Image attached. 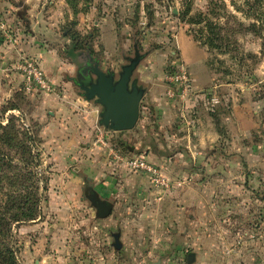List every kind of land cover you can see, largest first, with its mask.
<instances>
[{
    "label": "rangeland",
    "instance_id": "rangeland-1",
    "mask_svg": "<svg viewBox=\"0 0 264 264\" xmlns=\"http://www.w3.org/2000/svg\"><path fill=\"white\" fill-rule=\"evenodd\" d=\"M181 38L207 49L212 76L200 85L180 60ZM74 41L117 74L141 55L135 77L147 90L134 128L100 124ZM0 56V216L9 222L0 251L14 264H264V0H0ZM27 60L50 89H26ZM150 69L163 76L159 100L148 95ZM160 101L177 115L171 126ZM198 107L220 135L201 162L176 140ZM138 157L165 183L128 165ZM92 191L113 203L109 216L97 215ZM22 199L38 200L37 219L16 220ZM163 200H182L184 216L165 207L171 216L158 222ZM161 229L168 253L136 250L161 242Z\"/></svg>",
    "mask_w": 264,
    "mask_h": 264
},
{
    "label": "crops",
    "instance_id": "crops-1",
    "mask_svg": "<svg viewBox=\"0 0 264 264\" xmlns=\"http://www.w3.org/2000/svg\"><path fill=\"white\" fill-rule=\"evenodd\" d=\"M179 47L181 50V62L185 63L188 68L193 71L192 74L195 77V80L199 82V85L203 83L205 78L210 79L212 74L210 71H208L207 68L209 57L207 49L201 44H197L194 41L182 38L179 39ZM72 49V47L69 48V53L70 51H72ZM74 52L78 55L79 50L76 49ZM71 60L73 64L77 65L72 58ZM150 68L153 69V67ZM151 69L148 70L147 73L145 72L146 74H143V77L149 79L152 82L148 95H150L151 100L154 101L160 99L159 93L162 91V89H164V85L162 84V82H160V79L163 76L157 74L155 70L151 72ZM154 105L156 106L160 120H162V125L171 126L175 121V117H177L174 109L164 101H160L158 103L154 102ZM183 121H186V119ZM191 122L193 123L192 126L184 125L185 129L193 127L191 133L178 136L176 140H181L183 144L188 143V146L191 147V155L194 161L201 162L207 154H209V156L213 155L212 151L206 149L214 146L217 142H219L220 135L215 128L211 115H207L206 111L204 113L203 107L197 108L196 114L194 115V118L191 120ZM229 123H231V121L227 122V124ZM179 155H182V152H179ZM159 203L161 205V212H159V214L156 213L155 215H153V218L157 219L158 222L166 221L167 217L171 216V213L166 214L165 207L169 208V212L173 211L178 218L180 217V215L182 217L185 214V203L182 200H177V202L173 203L167 200H163ZM169 220H171V218H169ZM158 237L160 238V240H164L165 238L170 237V235L169 232L163 231L161 229L158 232ZM163 240L161 242L158 241L159 243L156 244H146V242H144V245L139 246V248H135L136 250H143L149 256L159 253L166 254L170 249V245L168 243H165ZM123 248H125V246L123 247V245H121L118 247L116 245V250L118 251L123 250ZM153 264H156V261H154Z\"/></svg>",
    "mask_w": 264,
    "mask_h": 264
},
{
    "label": "water",
    "instance_id": "water-1",
    "mask_svg": "<svg viewBox=\"0 0 264 264\" xmlns=\"http://www.w3.org/2000/svg\"><path fill=\"white\" fill-rule=\"evenodd\" d=\"M78 55L81 59L83 52ZM85 59L84 65L77 64L83 78L79 85L88 100H96L101 106L100 124L114 131L134 128L139 120L141 101L147 90L135 77L141 55L137 53L129 63L122 66L118 74L114 70H104L91 54H87ZM88 197L96 207L99 217L105 218L111 214V201L100 198L96 191H92ZM116 245L121 246L120 243Z\"/></svg>",
    "mask_w": 264,
    "mask_h": 264
},
{
    "label": "built area",
    "instance_id": "built-area-1",
    "mask_svg": "<svg viewBox=\"0 0 264 264\" xmlns=\"http://www.w3.org/2000/svg\"><path fill=\"white\" fill-rule=\"evenodd\" d=\"M19 69L23 71L22 73L26 82L25 86L28 91L47 90L51 88L48 84L44 71L35 61L27 60L26 65H19ZM182 77L186 79V82L189 81V77L186 73L183 74ZM179 78L180 77H178V79ZM128 165L132 168L149 171L154 176V180L158 184L165 183V177L161 171L147 160L141 159L140 157L134 158L128 162Z\"/></svg>",
    "mask_w": 264,
    "mask_h": 264
},
{
    "label": "trees",
    "instance_id": "trees-1",
    "mask_svg": "<svg viewBox=\"0 0 264 264\" xmlns=\"http://www.w3.org/2000/svg\"><path fill=\"white\" fill-rule=\"evenodd\" d=\"M252 25L254 27H257L256 23H253ZM71 47L73 48L72 51H75V48L77 47L75 41H74V43H70L69 48H71ZM0 125H2V124H0ZM1 127H3V125ZM6 142H7V144H10L9 140H7ZM1 206L2 205L0 204V207ZM17 206H18L17 204H13V207L16 208ZM18 208L20 209V211H18L14 214V217L16 218L17 221L37 219V214L39 212V202L37 199H33V200L22 199V203L19 205ZM7 225H9V222H7V218L5 219V217L0 216V236L4 237L8 234L5 231V226L7 227ZM5 253H6V255H4L2 251H0V261L1 262H7L9 264H14L15 263V255L13 254V252L11 250H9L8 248H6Z\"/></svg>",
    "mask_w": 264,
    "mask_h": 264
},
{
    "label": "flooded vegetation",
    "instance_id": "flooded-vegetation-1",
    "mask_svg": "<svg viewBox=\"0 0 264 264\" xmlns=\"http://www.w3.org/2000/svg\"><path fill=\"white\" fill-rule=\"evenodd\" d=\"M82 57H87V54H83ZM80 61H81V59H80ZM84 64H85V62L83 64L80 63L79 65H84Z\"/></svg>",
    "mask_w": 264,
    "mask_h": 264
}]
</instances>
